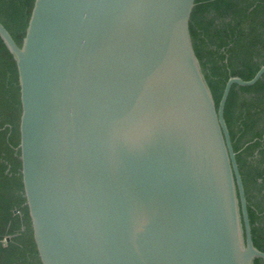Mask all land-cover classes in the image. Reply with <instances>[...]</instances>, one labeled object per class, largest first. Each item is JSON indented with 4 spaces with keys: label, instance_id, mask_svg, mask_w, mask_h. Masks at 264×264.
I'll return each instance as SVG.
<instances>
[{
    "label": "water",
    "instance_id": "95a60500",
    "mask_svg": "<svg viewBox=\"0 0 264 264\" xmlns=\"http://www.w3.org/2000/svg\"><path fill=\"white\" fill-rule=\"evenodd\" d=\"M196 0H35L18 69L25 198L42 264H255ZM9 240V239H8ZM2 244L0 241V259Z\"/></svg>",
    "mask_w": 264,
    "mask_h": 264
},
{
    "label": "trees",
    "instance_id": "16d2710c",
    "mask_svg": "<svg viewBox=\"0 0 264 264\" xmlns=\"http://www.w3.org/2000/svg\"><path fill=\"white\" fill-rule=\"evenodd\" d=\"M34 3L0 0V22L19 46ZM190 32L217 108L230 78L250 81L264 65V0H196ZM21 116L17 65L0 38V264H42L23 186ZM224 117L245 188L253 242L264 252V76L254 86L232 87Z\"/></svg>",
    "mask_w": 264,
    "mask_h": 264
}]
</instances>
